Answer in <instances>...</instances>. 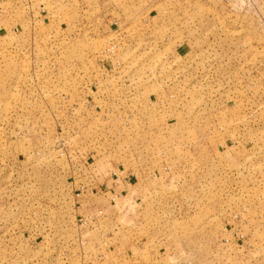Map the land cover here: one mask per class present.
<instances>
[{
    "label": "rangeland",
    "instance_id": "374dc122",
    "mask_svg": "<svg viewBox=\"0 0 264 264\" xmlns=\"http://www.w3.org/2000/svg\"><path fill=\"white\" fill-rule=\"evenodd\" d=\"M0 264H264V0H0Z\"/></svg>",
    "mask_w": 264,
    "mask_h": 264
},
{
    "label": "built area",
    "instance_id": "2783aa9c",
    "mask_svg": "<svg viewBox=\"0 0 264 264\" xmlns=\"http://www.w3.org/2000/svg\"><path fill=\"white\" fill-rule=\"evenodd\" d=\"M115 45L113 43H110L109 47L107 48V51L113 50Z\"/></svg>",
    "mask_w": 264,
    "mask_h": 264
}]
</instances>
